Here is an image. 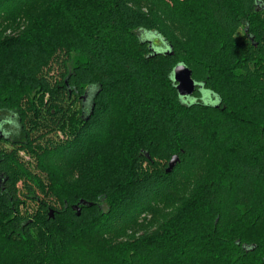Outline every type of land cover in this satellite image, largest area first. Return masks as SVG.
I'll use <instances>...</instances> for the list:
<instances>
[{"label": "trees", "instance_id": "trees-1", "mask_svg": "<svg viewBox=\"0 0 264 264\" xmlns=\"http://www.w3.org/2000/svg\"><path fill=\"white\" fill-rule=\"evenodd\" d=\"M54 1L0 41V264H264V0Z\"/></svg>", "mask_w": 264, "mask_h": 264}, {"label": "rangeland", "instance_id": "rangeland-1", "mask_svg": "<svg viewBox=\"0 0 264 264\" xmlns=\"http://www.w3.org/2000/svg\"><path fill=\"white\" fill-rule=\"evenodd\" d=\"M56 2L54 0H47L45 2L39 3L37 6L31 8L29 11H26L23 17L10 25H6V27L2 30L0 34V41L2 42L5 39H15L17 37L21 38L22 36H26V40L31 39L30 35L34 32L36 33H45L46 25L49 22L48 16L51 9L56 8ZM24 161H29V157L24 156ZM105 208V207H104ZM35 210V209H34ZM34 210L24 211L27 214L32 215ZM154 227L145 226V229H141L138 232H135L133 238H140L143 236V231L152 232ZM258 237L263 235V231L257 233Z\"/></svg>", "mask_w": 264, "mask_h": 264}, {"label": "water", "instance_id": "water-1", "mask_svg": "<svg viewBox=\"0 0 264 264\" xmlns=\"http://www.w3.org/2000/svg\"><path fill=\"white\" fill-rule=\"evenodd\" d=\"M172 80L175 84V90L177 95L180 98H189L192 96L193 92L196 89V84L192 79L191 71L183 64H178L174 67L172 71ZM177 162V157L174 156L170 159L168 163V168L166 172H170ZM80 206L90 207L91 204L86 203L83 200H80L76 205L72 206L71 209L76 212V215L79 216ZM49 218H53V212L50 210L48 212Z\"/></svg>", "mask_w": 264, "mask_h": 264}]
</instances>
